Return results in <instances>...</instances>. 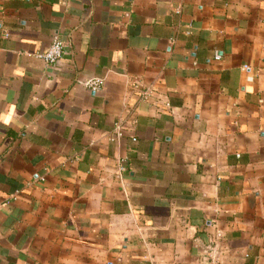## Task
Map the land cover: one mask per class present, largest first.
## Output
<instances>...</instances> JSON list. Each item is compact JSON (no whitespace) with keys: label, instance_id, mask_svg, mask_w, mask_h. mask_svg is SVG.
<instances>
[{"label":"crops","instance_id":"obj_1","mask_svg":"<svg viewBox=\"0 0 264 264\" xmlns=\"http://www.w3.org/2000/svg\"><path fill=\"white\" fill-rule=\"evenodd\" d=\"M0 264H264V0H0Z\"/></svg>","mask_w":264,"mask_h":264},{"label":"built area","instance_id":"obj_2","mask_svg":"<svg viewBox=\"0 0 264 264\" xmlns=\"http://www.w3.org/2000/svg\"><path fill=\"white\" fill-rule=\"evenodd\" d=\"M63 54H64V44L57 36H54L51 39L50 44L47 47L46 51L41 54H36L35 57L41 60L45 65L49 67H56L59 64L60 60L62 59ZM244 69L245 71L249 72V68L244 67ZM81 85L84 89H86L91 93H95L102 88V82L98 79L85 81ZM115 130L117 136L122 135L120 126L117 125L115 127Z\"/></svg>","mask_w":264,"mask_h":264}]
</instances>
